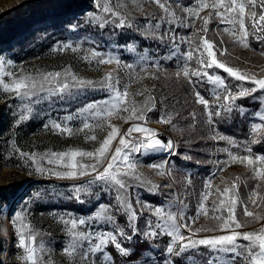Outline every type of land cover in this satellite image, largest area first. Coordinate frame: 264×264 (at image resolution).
I'll use <instances>...</instances> for the list:
<instances>
[{"label": "rangeland", "instance_id": "obj_1", "mask_svg": "<svg viewBox=\"0 0 264 264\" xmlns=\"http://www.w3.org/2000/svg\"><path fill=\"white\" fill-rule=\"evenodd\" d=\"M193 1L194 3L187 5L186 0H169L170 11L175 13V17H172L164 14L163 10L151 0H0V60L4 61L2 68L4 75L0 77V80L3 83L11 84L13 80L22 76H33L39 79L48 72L56 71L62 73L61 79H63V73L70 72L77 79L99 82L105 80L108 74L112 73L114 77L118 76L120 79V90L123 91L127 86L129 93L121 105V110L114 112L110 118L101 121L100 127L96 126L100 118H92L90 113L78 116L76 112L77 109L89 102L109 97L108 90H93L91 87L74 90L71 97L66 96L63 99L58 96L49 98L44 93L42 95L45 98L39 104L30 105L32 111L27 113L29 118L17 123L19 115L26 114V109L22 107L15 94L4 91L3 83H0V185H10L19 191L11 198L10 203H6V200L0 201V259L2 263L26 264L25 260L21 258L23 250L16 246L19 238L18 229L24 225L23 234L26 238L30 232L38 233L37 245L41 241L45 245L43 252H37V256L43 264H82L79 259V251L75 254V258H70L67 253L62 252V249L67 246L71 239L69 235L71 225H65L63 221L73 218L87 220L90 214L98 210L99 204H114L115 193L102 192L98 182L91 186L90 194L82 189L80 195L84 203H79L74 198L73 186H87V182L93 179L95 173L76 179L57 178L47 173L49 170L52 172L70 170L63 165L64 163L70 164L71 158L65 156L62 162L56 161L52 164H49L48 160H55L51 156L53 152H95L112 130L109 125L119 129L116 139L109 146L107 154L110 155L118 146L120 136L133 124L141 123L132 115L133 103L137 107L147 105L152 102L149 97L156 98V110L148 113L151 122L146 126L154 129L158 138L172 139L177 148V155L149 152L147 155L133 154L130 156V160L136 159L140 162L135 173L141 177V180H133L135 188L130 190L133 195V207L139 215V228L143 230L145 222L149 218L154 223L159 219L154 211L157 205L164 207L166 216L168 212L178 210L182 200L187 206L184 208L185 219L193 215L201 203V193L204 191L205 180L213 173H218V175L212 177V194L205 201L210 209L213 202L218 201L216 189L221 191L225 187L232 189L234 184L237 185L239 198L247 199L248 193L257 183L255 179L251 178L252 173L249 167L239 162L231 163L228 166L214 163V161L230 159L229 152L235 155L247 154L244 151V146L237 139H234V143L240 145L239 148L234 147L228 141H213L210 138L211 128L205 123L204 106L194 102V97L190 94L191 86L188 83V78L183 73L180 77H176L175 72L178 60L188 64L190 73L199 66L197 62L198 53L195 50L201 45V38L205 35L199 29L202 26L203 18L209 16L210 13L212 19L208 25L207 38L213 41L216 46L214 51H216L217 60L224 62L227 66L238 68L242 72L248 71L264 76V71H261L264 69V56L259 54V51L264 50V42H257L251 34L247 12L245 25L250 30L247 37L250 47L244 48L242 44L238 43L239 37L234 35L233 25L221 24L215 15L216 10L211 7L199 9L196 6L199 1ZM204 1L209 5L215 2V0ZM225 2L227 3V0ZM105 4L113 11L119 12L126 20L132 21V27L115 29L112 25H106L101 29L97 25L90 26L89 14L102 18L111 17V13H104L102 10ZM186 6H191L193 11L191 13L185 12ZM257 11L259 12V7ZM197 12L198 16H196ZM162 15L165 16V22L162 24L160 32H163L166 27L175 28V25L182 21L191 23V19L194 18L191 27L181 26L175 28V31L178 37L188 36L189 33H195V35L191 37V45L187 42L181 44L179 50L176 51V56L171 60H161V66L167 71L157 73L159 79H152L154 70L141 72L139 76H136L130 74V70L123 67V64L117 65L113 62L101 65L97 63L98 58L91 55L93 49L111 52L118 55L122 62L134 65L140 63L139 57L141 55L153 59L162 57L166 53L170 55L174 49L168 39L162 43L158 39H146L142 35L143 25L148 20H151L154 25ZM186 17L189 19L185 20ZM111 18L115 19V17ZM169 20H172L173 23L169 24ZM138 25L141 26L140 31L136 30ZM73 26H76L75 29ZM225 28H228L229 31H223ZM256 35H264V33H256ZM3 40H6L5 44ZM65 42H71L76 51L73 52L71 49L52 51L58 43ZM128 44H131L135 50L127 49L125 46ZM219 47L225 48L227 51L221 55L216 50ZM189 48L193 50L191 60H187L181 55ZM8 61L12 63L9 64ZM206 71L210 75H220L225 79V73L222 69L213 67L206 69ZM7 73H12V75L9 76ZM192 79L195 80L196 78L192 77ZM68 81L72 83L71 77H68ZM197 83H204V87L207 84L209 86L208 94L213 97V92L222 93L223 91L208 81L207 77H203ZM240 85L251 86L246 81H241ZM254 95L260 96L258 111L244 108V116L248 122L249 132L254 133L258 138L259 134L257 133L261 129L253 131V124L264 123V120L259 119L261 115H264V106H262L264 105V94L257 92ZM165 97L166 99H164ZM250 99L252 103L256 102L251 96ZM161 100H163L165 107L161 106ZM124 105L128 107L127 112L122 110ZM191 112H195V120L189 115ZM165 113L170 116L171 124L155 122L160 115ZM68 114L74 117L71 121L64 119ZM52 121L72 128V133L69 134L67 131L61 133L59 129H53ZM85 121L92 127L82 129V124ZM45 124H48L49 127L45 128ZM173 125L175 126L173 127ZM92 135L96 136L95 141L86 139ZM143 135L145 134L132 133L131 137H125V139L139 138ZM262 135L260 134V138ZM17 148L29 153V155L23 158L19 157L16 152ZM33 153H35L34 157ZM180 153L191 156V159H183ZM253 154L256 152L254 151ZM166 156L168 164L165 169L148 167L153 162L161 163ZM76 162L92 165L96 163V160L78 156ZM97 166L102 170L100 165ZM37 168H43L46 174L36 172ZM219 168L224 170L218 171ZM169 169L172 170L170 175ZM125 170L127 169L121 168V172ZM161 172L164 175H161ZM188 176L192 180L191 186H187ZM173 177L177 181L174 188H163L162 186L171 182ZM237 177L240 179L238 180ZM24 180H27L25 184ZM154 185L161 186L159 189H154L157 192L155 195L148 191V188ZM173 191L176 192V196L170 197L168 194ZM258 191L264 195V182L261 183ZM37 192L41 193L40 198H36L34 195ZM229 195H232L231 191ZM137 196L142 203L144 201L149 202L151 207L141 211V205L135 202ZM249 207L264 216V203H261L259 199H257L255 207L252 205ZM16 213L21 214L20 219H16ZM108 214L117 215L120 226L126 228L124 216L116 214L112 209L105 213V215ZM236 214L237 218L240 219L239 204ZM210 216L211 211L209 212ZM209 217L201 216L193 224V228L213 226L215 222ZM14 220L15 224L13 223ZM92 224L95 230L96 221H92ZM99 227L105 228L107 226L100 224ZM261 227H264V221L250 223L238 231H255ZM87 228V224L78 225L72 231L86 232ZM213 234L200 233L199 235L211 236ZM215 234L221 233L218 231ZM118 239L120 238L118 237ZM96 242L98 241L93 240V243ZM122 242L131 249L129 257H121L111 244L105 250L111 255L113 252L117 253L119 262L115 261V264H163L169 237L161 234L150 241L141 237L133 239L130 243ZM79 243L87 247L86 241ZM138 250H141V253L136 257L134 252ZM211 256L212 253L207 248L200 247L199 254L195 252L185 253L184 258H179V261L181 260L182 264H206L207 259ZM187 257H192V259H187ZM168 258L174 259L175 264H177L178 258ZM95 264H105L102 253L95 254ZM227 264H231V262L228 261ZM236 264H239V260L236 261Z\"/></svg>", "mask_w": 264, "mask_h": 264}, {"label": "snow or ice", "instance_id": "obj_2", "mask_svg": "<svg viewBox=\"0 0 264 264\" xmlns=\"http://www.w3.org/2000/svg\"><path fill=\"white\" fill-rule=\"evenodd\" d=\"M152 3L157 5L163 10V13L172 17H175V13L170 11L169 0H151ZM200 8H209L216 10L215 15L219 18L221 24H230L234 26V35L238 36V43L242 44L244 48H249L250 45L247 42V37L250 34L249 27L245 25V14L248 13V20L251 29V34L257 42H264V35H256V33H264V0H215L214 3L209 5L208 3H201ZM259 7V12L257 8ZM104 13H111V17L115 19L102 18L93 14L90 15L89 25H97L99 28L103 29L106 25H112L115 29H123L125 27L131 28L132 21L126 20L121 16L119 12L113 11L107 4L103 7ZM222 10V11H221ZM185 12H192L191 6H186L184 8ZM235 15H232V14ZM198 16V12L196 13ZM147 19V18H146ZM179 19V18H177ZM189 18H185L187 20ZM212 19V14L203 18L202 26L199 31L204 32V37L201 38V45L195 50L198 53L197 62L198 67L189 72V67L186 62L181 60L177 61L175 76L180 77L181 73L188 78V83L191 86L190 94L194 97V102L204 106V114L206 117L205 123L210 126V138L213 141H228L233 144L234 147L239 148L240 145L234 143V138L228 137L225 134H220L216 128V121L214 117L221 116V109L226 113H231L234 109H238L241 115H244V106L236 104L237 99L253 97L257 102L260 101V96H255L254 94L260 92L264 94V76L258 74H253L248 71H241L238 68H233L227 66L224 62L217 60L216 51H214V42L207 38L208 25ZM165 22V16L162 15L156 23L153 25L151 20L143 25L144 38L158 39L162 43L165 39L170 41L171 47L174 51L169 55L165 54L162 57L150 58L144 55L139 57L140 63L134 65L132 63L122 62L118 55L111 52L97 51L93 49L91 55L98 58V64H110L116 63L117 65L123 64V67L130 70V74H135L139 76L141 72H149L154 70L152 79H159L157 73L166 72L167 70L161 66V60L168 61L176 56V51L179 50L180 45L187 42L191 45V37L195 33H189L188 36H177L175 28L181 26L188 28L194 23V18L191 19V23L181 22L176 24L175 28H165L163 32H160L162 24ZM169 24L173 23L172 20L168 21ZM238 26V27H237ZM76 26H73L75 29ZM141 26H137V31H140ZM223 31L228 32L229 29L225 28ZM223 44V41H221ZM119 47V46H118ZM129 50H135L131 44L125 46ZM71 49L73 52L76 48L73 47L71 42L58 43L52 51H65ZM217 51L223 55L227 49L219 47L216 48ZM261 56H264V50L259 51ZM182 57H186L187 60H191L193 57V50L189 48L186 52L181 54ZM11 64V61H8ZM4 61L0 60V77L4 75L2 68ZM222 69L224 73H227L229 77L234 78L236 81H246L251 86L244 87L240 84L235 86V89L230 84L225 83V79L220 75H210L206 69L210 68ZM139 69V72H137ZM264 71V69H261ZM11 76L12 73H7ZM62 73L59 71L48 72L42 75L39 79L33 76H22L19 79H15L11 84L3 83V89L6 92L15 94L16 98L21 102L22 107L26 109V114L19 115L18 121H24L29 118L27 113L32 111L31 104H39L41 100L45 97L51 98L58 96L61 99L71 97L74 90H81L86 87H91L93 90L106 89L109 92V97L103 98L99 101H92L87 103L82 108L76 110L77 115H82L84 113H90L92 118H100L96 126H101V121L110 118L114 112L121 110V105L123 104L125 98L129 95L127 86L120 90L119 84L120 79L118 76H113L109 73L108 76L103 81L94 82L92 80L77 79L75 75L70 72L63 73V79H61ZM68 77H71L72 83L68 81ZM195 77L196 79H192ZM203 77H207L208 81L212 84L217 85L219 89H222V93L213 92L216 101L221 100L223 96L224 103L218 104L214 109L209 108V100L205 98L204 95L197 89V81L202 80ZM166 99V97L164 98ZM151 103L143 106L137 107L134 103L132 105V115L136 120L141 121L140 124H133L131 127L124 132L119 140L118 146L115 147L114 151L109 152V146L116 139L119 129L114 126L111 127V131L108 133L107 137L102 141L100 147L93 151H72L63 153H51V156L55 158L49 159L48 163L52 164L56 161H63V157L70 156L71 163H64L68 171H56L52 172L49 170L48 175L55 176L57 178L65 179H76L84 175H90L95 173L92 180L87 182L85 185L73 186L74 198L79 203H84L81 199L82 189L86 193H91V186L99 182L101 185L100 190L104 193L114 192L115 203L114 204H99L98 210L86 219H65L63 222L65 225L70 224L69 235L71 237L69 243L62 252L67 253L70 258H75V254L79 251V259L82 264H95V254L102 253L105 264H115V260L110 253H108L106 248L111 244L121 257H129L131 255V249L127 247L122 241L131 242L135 238H145L146 240H152L158 235H167L169 237V242L165 248V259L163 264H175L174 259H169L168 257L184 258V254L188 252H195L199 254L200 247H205L212 256L206 261V264H227L228 261L231 264H236L239 260V264H264V227L259 228L255 231H238L246 227L250 223H256L264 221V216H261L258 212L251 210L249 205L253 207L256 206L257 199L264 203V195H261L258 189L261 187V183L264 182V153L253 154L250 147L244 146L245 155H235L231 152L228 153L230 159H225L223 161H214L217 165L223 164L225 166L231 163L239 162L245 164L249 167L252 173V179H255L257 183L253 189L248 193L247 199L243 200L239 198L237 185H233L232 189L225 187L222 191L216 189L218 194V201H214L211 209L206 205L205 201L208 196L211 195V184L212 177L218 175V173L210 174L205 180L204 191L201 193V203L197 206V209L193 215H190L185 219L184 202L180 201V208L174 212L170 211L164 214V207L161 205L155 206V214L159 219L154 223L152 219H147L145 222V228L141 230L139 228V215L137 210L133 207L132 199L133 195L130 190L135 188L133 180L140 181L141 177L136 175L135 170L140 166L139 160L132 159L130 156L133 154L137 155H147L149 152L153 153H167L169 155H177V148L175 142L170 138L160 139L154 129L147 127L146 125L151 122L148 113L155 109V97H149ZM161 106L163 105V100H161ZM264 106V105H262ZM123 111L127 112L128 107L124 105ZM258 111V110H257ZM193 120L196 119L195 112L189 113ZM74 117L68 114L64 117L65 121H71ZM260 120H264V115L259 117ZM157 123H168L171 124L170 116L165 113L160 115ZM51 126L53 129H59L61 133L67 131L69 134L72 133V128L66 125L62 126L61 123L52 121ZM175 125H173L174 127ZM45 128L49 125L45 124ZM92 127L87 121L82 124V129H87ZM81 129V130H82ZM258 129H264V123H254L253 131ZM132 133H142L145 134L139 138L125 139V137H131ZM88 140H96V136L86 137ZM143 149V151H141ZM19 157H27L29 153L21 151L19 148L16 149ZM33 157L35 153L32 154ZM47 155V154H46ZM183 159H191L184 153H180ZM88 157L94 158L96 160L95 164L84 165L78 164L76 162V157ZM168 164L167 156L165 159L157 164L155 162L148 165L152 169H165ZM100 165L102 170H100ZM121 168L127 170L121 172ZM223 168H219L218 171H223ZM169 169V175L171 173ZM36 172L40 174H46L43 168H37ZM161 175H164L161 172ZM239 180L240 178L237 177ZM177 183L175 178H171V182L165 183L162 187L173 189L174 185ZM191 177L187 178V186H191ZM143 187V184H141ZM161 186L154 185L148 188L150 194H157L154 189H159ZM230 191L232 195H229ZM36 198L41 197V193L37 192L34 194ZM171 196H176V192L173 191L168 194ZM135 202L141 205V211L145 208H150L149 202L140 201L139 197H135ZM240 206V219L237 218L236 209L237 205ZM109 209H112L116 214L125 217L124 223L125 227L120 226V221L117 215L108 214ZM211 211V216L209 217V212ZM20 213H16V219H20ZM209 217L215 224L213 226H205L201 228H193V224L201 217ZM92 221H96L95 230ZM15 224V220L13 221ZM88 225L87 231H72L77 228L78 225L84 226ZM104 224L107 227L100 228L99 225ZM24 225L18 229V240L17 247L22 249L21 258L30 264H43L41 259L37 256V252H43L45 250V245L41 241L38 245L37 235L38 233L30 232L26 238L23 234ZM221 234H215L216 232ZM200 233H214L211 236H200ZM118 237L120 239H118ZM199 237V238H194ZM93 240L98 242L93 243ZM30 241L31 243H29ZM80 241H86L87 247L84 244L79 243ZM240 241L246 242L241 243ZM187 259H192V257H187Z\"/></svg>", "mask_w": 264, "mask_h": 264}, {"label": "trees", "instance_id": "obj_3", "mask_svg": "<svg viewBox=\"0 0 264 264\" xmlns=\"http://www.w3.org/2000/svg\"><path fill=\"white\" fill-rule=\"evenodd\" d=\"M193 0H186L187 5H190L194 3ZM198 4L196 5L199 7L201 3H204V0H198ZM199 9H202L199 7ZM6 40H3V43L5 44ZM226 84H230L233 89H235V86L237 84H241V81H236L234 78L229 77L227 73L224 74ZM208 85L204 87V83H197V89L205 96L206 99L209 100V106L210 108L214 109L218 104L224 103L223 96H221L220 101H216L215 97H213L211 94H208ZM236 104L244 106V108L252 109V110H258L259 102H251L250 97L246 98H239L236 101ZM216 121V128L220 134H225L228 137L237 139L243 146L250 147L252 149V152L256 153H264V129H261L259 133V137L257 138L254 133H250L247 125V119L244 115H241L238 109H234L231 113H226L223 109H221V116L220 117H214ZM1 123V119H0ZM262 132V133H261ZM260 134H263L260 138ZM247 143V144H245ZM27 182V180H24V184ZM18 189H13L10 185H0V201L6 200V203H10V200L13 196H15L18 193ZM5 202V201H4ZM1 212V210H0ZM136 254V257H138V254L141 253V250H138L137 252H134ZM117 254V253H116ZM114 252L112 254L115 261L119 262L118 255H116ZM0 264H4L1 262ZM8 264V263H6ZM177 264H182L181 260L177 259Z\"/></svg>", "mask_w": 264, "mask_h": 264}]
</instances>
